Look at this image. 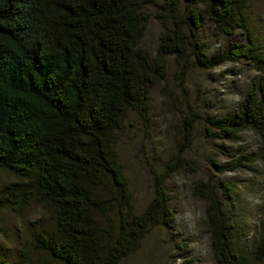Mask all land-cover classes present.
I'll return each mask as SVG.
<instances>
[{
	"label": "trees",
	"instance_id": "trees-1",
	"mask_svg": "<svg viewBox=\"0 0 264 264\" xmlns=\"http://www.w3.org/2000/svg\"><path fill=\"white\" fill-rule=\"evenodd\" d=\"M149 7L164 28L154 58L142 46ZM202 8L219 33L250 36L248 0H0V173L13 178L0 187V213L20 216L40 204L52 214V228L32 237L43 264H121L152 229L170 227L176 209L166 181L187 163L183 151L199 120L227 135L252 131L264 146V48L250 38L209 57L199 37ZM168 57L183 73L248 60L260 75L235 111L185 116L190 137L151 170L153 195L135 212L114 143L129 112L150 123V87L164 82ZM256 160L242 156L226 169ZM197 185L216 264L264 263V199L249 245L234 222L233 184L221 183L224 199ZM0 264L12 263L0 256Z\"/></svg>",
	"mask_w": 264,
	"mask_h": 264
},
{
	"label": "rangeland",
	"instance_id": "rangeland-1",
	"mask_svg": "<svg viewBox=\"0 0 264 264\" xmlns=\"http://www.w3.org/2000/svg\"><path fill=\"white\" fill-rule=\"evenodd\" d=\"M148 10L152 17L142 46L154 58L164 28L153 16L156 9L149 7ZM202 10L205 18L199 37L208 46L209 57L218 56L222 49L234 44L248 43L250 38L264 48V0H248L250 36L242 30L232 36L219 33ZM165 70L164 82L150 87V123L129 112L114 143L129 181L135 212L143 210L153 195L151 170H161L174 155L178 143L185 142V136L190 135L183 124L185 116L192 109L202 116H221L235 111L250 83L258 81L260 75L257 64L248 60L226 61L213 68L194 67L183 73L181 65L168 57ZM190 139L191 143L183 151L187 163L166 181L170 204L176 209L175 220L170 227L152 229L141 247L121 264H216L206 223L208 203L196 194L202 189L198 182L213 186L221 199H224L221 183L233 184L234 222L239 232L245 233L246 243L250 245L255 240L264 199V146L259 138L249 130L227 135L199 120ZM242 156L257 160L244 161L247 165L233 171L226 169ZM12 180L11 176L0 173V187ZM53 224L52 214L40 204L30 205L20 216L10 209L3 210L0 256L12 264H43L45 256L34 252L32 237L40 229H51ZM250 264L264 263L251 261Z\"/></svg>",
	"mask_w": 264,
	"mask_h": 264
}]
</instances>
